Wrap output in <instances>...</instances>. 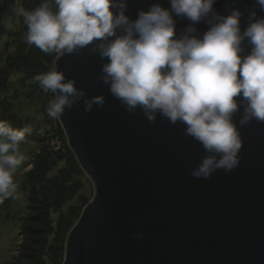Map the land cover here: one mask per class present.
<instances>
[{"label":"water","instance_id":"1","mask_svg":"<svg viewBox=\"0 0 264 264\" xmlns=\"http://www.w3.org/2000/svg\"><path fill=\"white\" fill-rule=\"evenodd\" d=\"M153 4L170 9L169 0H126L125 15L135 20ZM254 4L216 0L213 9L225 16L239 9L243 32ZM255 10L264 17L258 5ZM173 19L177 35L192 23L175 14ZM195 27L202 36L209 25ZM243 48L244 54L250 50L246 42ZM107 62L83 50L53 63L87 97H105L91 113L81 101L57 119L93 189L66 235L61 264H264V123L241 127L242 110L234 114L243 142L239 166L193 178L206 155L200 143L184 134L180 122L173 125L159 114L149 122L139 109L125 111L96 82Z\"/></svg>","mask_w":264,"mask_h":264},{"label":"clouds","instance_id":"2","mask_svg":"<svg viewBox=\"0 0 264 264\" xmlns=\"http://www.w3.org/2000/svg\"><path fill=\"white\" fill-rule=\"evenodd\" d=\"M215 2L169 0L170 9L153 4L135 20L125 15L126 0H40L35 9L21 7L18 14L27 27L25 42L45 54L59 59L87 50L107 58L96 82L107 86L125 111L139 109L149 122L159 114L185 125L184 134L206 153L190 175L208 179L239 166L243 142L234 114L242 110L241 127L252 120L264 123V17L255 10L258 5L264 12V0H255L243 32V13L233 8L220 15ZM173 14L192 22L179 35ZM201 21L209 25L202 36L195 27ZM34 79L54 94L47 108L53 119L81 101L85 113L105 104L103 95L87 97L56 67ZM29 131L0 121V202L18 198L15 176L27 160L20 145Z\"/></svg>","mask_w":264,"mask_h":264},{"label":"trees","instance_id":"3","mask_svg":"<svg viewBox=\"0 0 264 264\" xmlns=\"http://www.w3.org/2000/svg\"><path fill=\"white\" fill-rule=\"evenodd\" d=\"M6 2L2 14H5L6 9L9 10L12 4V0ZM22 3L24 9L31 11L39 6L40 0H22ZM2 16L0 15V20ZM23 28L27 29L24 21ZM15 43H17V47L16 44L13 45L15 48L11 62L7 59L11 65L5 62L6 65L13 67V63L18 62L17 67L20 69L25 68L26 71L24 72L30 78L34 75L37 76L36 73H41L42 70H51L50 65L56 56L55 54H45L35 46L22 44V36L21 40L19 39V42L15 41ZM18 58L22 62H19ZM33 65L37 68V72L27 69ZM36 88L39 89V85ZM30 94L31 92L27 96H30ZM17 95L15 96L18 97ZM35 96L37 100H40L38 101V110L41 114L37 112L38 110H32L33 112L24 111L27 107L21 106V109H18V104H15L18 99L6 100V96L1 97L0 104L5 107H0V121H7L14 129L29 128L30 131L26 132L25 139L36 142L49 139L47 136L51 137L52 131H55L56 134L58 129L55 130L52 123L49 122L50 118L47 115L46 106L48 96L46 98L44 92L43 95L35 94L34 99ZM53 97L50 93V98ZM27 101H31L30 98H26L25 102ZM37 116L46 121L47 126L45 128L47 129H45V132L49 130L47 136H43L42 134H45V132L40 133L41 130L34 127L37 123L46 125L43 120L37 122ZM58 134L60 137V134H62L61 129H59ZM62 146L65 149L64 153L55 152L53 154L54 159H52V155L44 154L35 162L30 171L22 173L20 176L22 179L20 183L21 204L24 203L25 207L37 209L36 212L30 213V218L38 225L27 226L24 229V235H29V239L24 244L23 252L19 253L18 261L12 264H45L47 261L48 264H61L66 235L77 221L82 208L92 197L89 195L90 192L89 194L82 193L86 184L91 185V183L77 167L76 161L65 148L63 141ZM58 161L63 162V164L58 165ZM62 207H66L65 211L61 210ZM49 214L56 215L54 226L51 225Z\"/></svg>","mask_w":264,"mask_h":264},{"label":"rangeland","instance_id":"4","mask_svg":"<svg viewBox=\"0 0 264 264\" xmlns=\"http://www.w3.org/2000/svg\"><path fill=\"white\" fill-rule=\"evenodd\" d=\"M6 1L7 0H0V15H3L2 19L0 20V98L6 96V100L18 99V102H15V104H18L19 106L18 109H21L22 106L27 107L24 111L28 110V112H33L32 110H38V101H40L36 99V96L34 99L33 96L35 94L37 95V93L43 95L44 91L41 88H36L37 85H39L38 82H36L34 79L36 75H34L32 78L28 77L26 72H24L26 71L25 68L20 69L17 67L18 62L13 63V67L10 66L15 48L13 45L16 44L17 47V43H15V41L19 42V39L21 40L22 36V44L26 43L25 35L27 29L23 28V18L18 14V9L22 7L23 3L22 0H12V4L9 7V10L6 9L7 12L5 14H2V9L7 3ZM56 57L57 56L53 58L50 65L51 70L53 69V63ZM7 59H9L10 62H8ZM18 60L19 62H22L20 58H18ZM5 62L10 65H6ZM27 69L37 72V68L34 65L28 67ZM46 72L48 71L42 70L41 73L38 72L36 74L40 75ZM32 88L34 89L32 90ZM15 92L19 94L17 95ZM30 92V96H27ZM44 93L46 98L48 96V104L46 105L48 108L50 101L54 98V94L52 93L53 98H50L51 92H48V94L46 92ZM15 95H17L18 97H16ZM26 98H30L31 101L25 102ZM2 106L3 104H0V107ZM37 112L40 113L39 110ZM49 118V122L52 123V126H54L53 128L55 130L58 129L56 134L55 131H52L51 137L47 136L49 130L45 132V129H47L45 128V126H47L46 121L40 116L36 117L37 122H41L43 120L45 121L46 125L37 123L36 125H34V127L39 128L41 130L40 133L45 132V134L42 135L47 136L49 139H43L36 142L25 139V141L20 145V151L27 157V160L26 163L18 170L15 176V181L19 185L18 198L10 197L7 199H3L2 202H0V264H12L18 261V257H20L19 253L23 252L24 244H26L27 240L29 239V235H24V229L27 226L38 225L36 222H34V220L30 218V213L36 212L37 209L35 210L29 207H25L24 203L21 204L20 196L22 192L20 183L22 182V179L20 178V176L22 175V173L30 171L35 162L44 154L52 155V159H54L55 156L53 154H55V152L64 153L65 149H63L62 141L64 142V146L67 151H69L63 133L60 134L59 137L58 131L61 128L57 119H53L51 117ZM69 153L71 154L70 151ZM61 164H63V162L58 161V165ZM91 191H93L92 186L86 184V187H84L82 193L89 194L90 192L89 195L92 196L93 192L91 193ZM65 208L66 207H62L61 210L65 211ZM49 218H51V225L54 226L56 215L49 214ZM45 264H48V261Z\"/></svg>","mask_w":264,"mask_h":264}]
</instances>
